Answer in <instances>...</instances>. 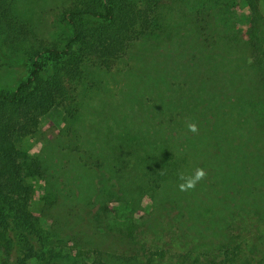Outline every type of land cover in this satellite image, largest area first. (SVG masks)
<instances>
[{
	"label": "rangeland",
	"instance_id": "374dc122",
	"mask_svg": "<svg viewBox=\"0 0 264 264\" xmlns=\"http://www.w3.org/2000/svg\"><path fill=\"white\" fill-rule=\"evenodd\" d=\"M78 1H16L18 13L32 25L33 22L40 24L41 29H35L33 25L34 27L29 29L33 33L31 35L33 40L15 41L13 44L9 41L4 42L5 34L0 30L1 85L14 88L20 80L26 78L29 70V46L32 42H37V45L53 43L59 46L65 43L70 32L61 15L66 9L78 4L80 2ZM252 1L257 18L250 16V11L242 2H236L227 8L225 15L229 17L233 26L231 28L236 31L240 40L235 41L236 43L228 49L233 58H236V53L246 48L245 40H248L249 29L256 32L260 29L264 32V0ZM210 3L211 1L206 3V0H115L113 19L117 20L118 24H115L113 29L126 28L124 27L126 21L136 25L134 31L130 32L132 39L126 54L119 59L110 60L108 76L105 73L93 72L92 62L101 63L102 59L95 60L88 55L80 65L81 75L84 76L81 84L89 85L93 89L84 100V105L88 106L76 113L72 124V134H80L82 138H73L72 135L68 137L62 116L54 111L40 118L34 134L18 142V146L28 156L34 155L39 159L43 170L41 177L28 179L32 185L30 207L38 219L37 224L47 229L54 237V241L51 240L39 248L44 251L49 246H53L55 251L59 248L60 255H68L64 259L61 256L62 263L70 264L71 261L80 262L83 259L89 261L93 254L87 251L88 249H100L121 256L131 254L139 256L148 248L152 250L169 248L168 252L159 255L162 257L156 258L157 263L264 264V171L253 174L252 181L235 192L237 196L231 199V209L229 216L226 217L221 215L219 199L221 194H214L211 197L213 201L204 196L206 185L214 184V178L209 172L205 171L206 177L199 181L194 189L180 191L178 187L184 182L179 178L180 174L186 177L194 175L195 170L204 164L202 157L221 145V141L224 147L227 146L228 151L239 142H244L241 148H247L248 155L244 153L239 155L248 161L256 153L254 146L257 143L264 150V50L257 59L247 52L245 61L239 64L238 70L235 68L236 72L232 66L236 60L224 64L229 67L226 73L221 72L222 68H218L223 65L221 62V65L217 63L214 65L217 67L215 73L208 72V77L214 75L215 79L223 81L227 79L224 78L226 74L235 77L236 81L237 79L240 81V77L247 78L249 83L245 92H241V97L238 90L240 86L237 83V89L234 88L230 96H225L224 93L217 95L220 90L214 87L211 91L205 92L202 87L209 85L210 82L207 80L211 79L204 81L201 74L194 75L202 85L194 91L189 83L187 86L181 82L182 76L171 79L170 73L166 72L165 82L161 81L162 71L172 67L174 61H188V57L184 55L187 52L185 42L194 45L195 51H199L200 54L206 51L202 44L195 45V38L191 32L193 29H206L201 19L206 18L207 12L212 9ZM81 5L80 3L79 7ZM94 6L100 10L99 6L95 4ZM156 13L159 25L151 26L154 23L152 17ZM214 18L218 20V15H214ZM143 21H146L150 28L156 29L152 38L147 40L135 36L139 34L138 31L141 29L139 26ZM97 23H100L97 17L83 14L81 28L93 29ZM103 24L104 27L112 28L110 26L112 24L109 26L107 23ZM200 31L199 34L204 37ZM261 45L264 49V39H261ZM214 56L215 54L211 55ZM195 61L191 58L193 67L197 65ZM41 64V74L47 75L59 74V66L64 65L63 60L52 59L49 55L43 57ZM198 71H202L201 68H198ZM171 72H174L172 68ZM178 89L181 92L178 93ZM192 92L194 94L190 98L178 102L180 100L178 96ZM129 95L144 104L140 109L138 104L135 105L137 107L135 109H138L137 116L144 115L149 110L147 115L152 121L161 118V124L153 126L161 130L160 134L163 137L171 133L176 134L178 127L175 120L181 121L182 129L178 132L187 154L182 156L181 152L175 149L163 154L169 155V160L183 157L187 161L185 166H182V171L173 173L158 188L152 186L151 180L148 179L149 174H143L144 164L140 163L142 161L137 162V157L130 154L132 150L126 147L127 141L121 140L122 136L134 140L124 129V125L127 122H134L136 126L139 122L125 115L130 109V107L125 109L124 104ZM167 99L171 102L163 107ZM159 103L162 104L161 107H158ZM155 110L160 111L162 117ZM189 123L197 125L198 132L194 137L195 133L187 128ZM150 147H141L140 155L145 157L147 153L149 154ZM263 150L258 151V154L264 166ZM83 151L93 157L87 158L86 164L79 158ZM227 157L238 159L237 154ZM91 163H97L100 167L94 166L93 169H89L87 165H92ZM231 163L241 164L240 161ZM101 174L109 182H113L112 185H109V182L104 185L103 190L106 193L109 191L115 193L120 200L118 206L114 207L101 201L109 211L106 213L100 210L95 217L98 206H95L92 194L94 184L98 183ZM150 187L154 188L153 192L146 190ZM172 199L176 201L171 202ZM212 203L220 204L216 207ZM125 204L130 208L120 210L126 206ZM163 208H171L170 213L162 214ZM180 211L185 213L182 222L177 217ZM124 219H129L137 225L132 232L134 237L132 240L117 233L116 226H120ZM7 221L10 226L11 218ZM217 232L220 237L216 238L213 244L209 240L204 244L200 243L205 241L207 236L208 239L212 238L210 235ZM9 234L13 239L11 244L15 245L18 255L39 254L38 245L31 243L33 239L30 235L27 236V240L33 245L34 254H29L28 243L22 234L18 231ZM201 235L206 237L201 239ZM75 251L85 254L76 256ZM176 253L187 255L184 258L169 257Z\"/></svg>",
	"mask_w": 264,
	"mask_h": 264
},
{
	"label": "trees",
	"instance_id": "16d2710c",
	"mask_svg": "<svg viewBox=\"0 0 264 264\" xmlns=\"http://www.w3.org/2000/svg\"><path fill=\"white\" fill-rule=\"evenodd\" d=\"M16 1L17 0H0V30L5 34L3 38L5 43L9 41L13 44L15 41L24 42L27 39L33 40L31 36L33 33L29 29H32L34 26L35 29H41L40 24L33 22V26L29 20L18 13L15 4ZM79 1L74 7L71 6L69 9L62 12L61 18L68 24L70 32L65 43L61 46L53 43L49 45H42L39 43V45H37V42L31 41L32 44L29 46L28 56L29 70L26 78L20 80L14 88L1 85L0 83V264H65V262L62 263L61 256L63 259L68 256L60 255L58 251L60 249L58 248V250L55 251L53 246H49L45 251L39 248L44 247L47 242L54 239L47 229H43L37 224L38 219L35 217L30 207L32 185L28 179L41 177L43 175V170L39 159L34 155L28 156L26 152L18 146V142L20 139L34 134L40 118L54 111L60 113L62 116V120L66 124L68 137L72 135L73 138L81 139L82 136L80 134H72V124L76 113L84 110L88 106L84 105V100L92 93L93 89L90 88L89 85L85 86L81 84L80 81L84 76L81 75L79 69L80 65H82L84 58L88 55H91V58L95 60L102 59L101 63L92 62L94 65L93 72L97 74L105 73L108 76V74H110V60L119 59L126 54L132 39L130 38V32L134 31L136 25V23H129L126 21L124 26L126 28L113 29V26L118 24V21H114L113 19L115 0ZM208 1H211L210 4L212 5V9L207 12L206 18L201 19L202 22L205 23L204 26L206 29H193L191 32V35L195 38V45L196 43L202 44L201 46H204L206 51L200 54L199 51H195L196 48L194 45H191L188 41L185 42V49L187 52L184 55L188 57V61H174L172 67L162 71L161 81L162 83L165 82L164 76H166L167 73H170L171 79H177L179 76H182L181 82L187 86V83H189L194 91L202 87L199 80L194 75L201 74V77H203L201 78L202 80L206 81L207 79H211L207 80L210 82L209 85L202 87L205 92L211 91L214 87L220 90L217 92V95L224 93L225 96H230L233 92L232 90L234 88L237 89L236 85L239 84L240 87L238 90L239 96L241 97V92H245L246 86L249 83L247 78L240 77L241 80L239 81L237 79L236 81L235 77H230L226 74L224 78L226 77L227 79L223 81L215 79L216 77H214V75L211 78L208 77V72L214 71L213 73H215L217 67L214 65L216 63L219 65L223 63V65L218 68H222L221 72L226 73L229 71V67L226 65L229 62L233 63L235 60L232 66L233 70L236 72V70L239 69V64L245 61L247 52L257 59L262 55V50H264L261 45V39H264V32L260 31V29L257 30V32L254 29H249L247 31L248 40H245L246 48L239 53H236V50V58H233L230 56L231 52H229L228 49H230L234 43L240 42V40L237 37L236 31L231 28L233 26L229 21V17L225 15L227 8L228 6L236 4V2H242L250 11V16L257 18L253 9V1L206 0V3ZM80 3L82 5L79 7ZM94 4L99 6L100 10H97ZM212 10L216 12L213 13ZM83 14H88L90 17H97L100 23L95 24L93 29H82L81 23ZM214 15H218V20H215ZM158 21V14L156 13L152 17V22L154 23H152L151 26H158ZM103 23H107L108 26L112 24L110 25L112 28L109 29L110 27H104ZM139 27L141 28L138 31L139 34L135 36L142 40L152 38L156 30L150 28V25L147 24L146 21H143ZM199 31L204 34V37L199 34ZM214 54L215 56L211 57V55ZM46 55H49L52 59L58 58L63 60L64 65L61 67V63L59 66V74H41V61ZM191 58L196 60V67L191 65ZM171 68L174 72H171ZM198 68H201L202 71H198ZM189 89L188 87V93ZM177 92L179 93L181 91L178 89ZM193 94L194 92L188 95L184 94V96H178L180 99L178 102L190 98ZM174 98L177 101L175 96ZM135 99L137 98H132V96L129 95L128 99L124 102L125 109L130 107L125 115L139 121L137 122L138 124L136 123V126L134 122H127L124 125V129L133 136L134 140H129L126 136H122L121 140L127 141L125 142L126 147L132 150L130 154L137 157V162L142 161L140 163L144 164L143 168L145 171L143 174H149L148 179L151 180L152 186L158 188L173 173L179 170L182 171V166H185L187 161V159H183V157L182 159L175 158L169 160L170 156L163 154L170 149L178 150L181 152L182 156L187 154V150L181 142L182 137L179 136L178 132L182 129L181 121L179 119L175 120V124L178 127L176 134L171 133L163 137L160 134L161 130L153 126V124L160 125L161 118L157 121H152L147 115L150 112L149 110L144 115L137 116L136 110L138 109H135L137 108L135 105L138 104L140 109L144 104L139 99ZM196 99L197 98H195V100ZM228 100H230V97H228ZM169 102H171V100L169 101L167 99V102L163 103V107L168 105ZM223 103L220 104L222 105ZM161 106L162 104L159 103L158 107ZM155 112L158 111L155 110ZM158 115L162 117L160 111ZM194 136H196V133L193 137ZM223 144L224 143L221 141V145ZM221 145L219 144L213 151L207 152L202 157V162L204 164L201 165L200 168L209 172L214 178V184L206 185V194H204V196L208 199L213 197L216 193L219 195L221 194V198H219L221 204H212L216 207L220 204V209L222 210L221 215L226 217L229 216V210L231 209V199L234 198L235 195L237 196L235 192L242 189L243 185L251 182V176L253 174L264 171V166L258 154V151L263 149L260 147V144L257 143L256 146H254V151L256 153L249 161L245 158V161V159L239 155V153L248 155L247 148H241L244 146V142H239L230 151H228L227 146L224 147V145ZM146 146L151 147L148 151L149 154L147 153L145 157H143V155H140L139 151L141 147L144 148ZM77 152L79 153V151ZM234 154L238 155V159L227 157ZM213 155H216V157ZM82 156H84L83 159ZM79 158L84 164H86L87 158L93 159V157L85 151H83V154L82 152L80 153ZM231 161H240L241 164L233 165ZM91 164L92 165H87L89 169H93L94 166H99L97 163ZM134 176H136V173ZM141 177H143V175ZM108 182L109 181L105 179L104 175L101 174L99 176V184H94L92 195L95 206H98L95 211V217H97V213H100V210L106 213L109 211V208L101 201H105L110 207L118 206L119 204L120 199L118 196H115V193L111 191L106 193L103 190L104 185ZM112 184L113 182L110 181L109 185ZM146 190H148V192H153L154 188L150 187V189ZM211 200L213 201V198H211ZM175 201L176 200L172 199L171 202ZM125 205L126 206L121 207L120 210L130 208L128 204ZM170 209L163 208L161 213L166 215L170 213ZM35 211L38 212L37 210ZM39 212L41 213V209ZM184 214L185 213L181 211L178 213L177 217L179 221L182 222ZM174 215H176V213ZM8 218H11L10 226L7 221ZM136 227L137 225L133 224L129 219H124L123 222L121 221L120 226H116L118 234L126 235L131 240L134 238L132 232ZM14 231H18V233L22 234L27 243V236L30 235L33 239L31 243L38 245V250H40L39 254L34 256L18 255L15 245L13 243L11 244L13 239L9 234V232L13 233ZM210 236H212V238L208 239L207 236L206 240L200 241V243L204 244L209 240L213 244L215 239L220 237L218 232ZM205 237L206 236H202L201 239ZM31 243H28L27 250L29 254H34L35 250ZM169 250V248L160 250L148 248L145 252L140 254L141 256H137L138 254L121 256L107 251H101L100 249H88L87 251L93 254L92 259L89 261L83 259L80 262L71 261L70 264H159L156 258L162 257L159 255ZM84 254L85 253L81 251H75L76 256H83ZM186 255L187 253H176L169 255V257L175 256L184 258Z\"/></svg>",
	"mask_w": 264,
	"mask_h": 264
},
{
	"label": "clouds",
	"instance_id": "9594fccd",
	"mask_svg": "<svg viewBox=\"0 0 264 264\" xmlns=\"http://www.w3.org/2000/svg\"><path fill=\"white\" fill-rule=\"evenodd\" d=\"M187 128L192 133H197L198 128L195 123H189L187 124ZM207 173L203 168H197L195 170V174L192 176L186 177L184 174H180L179 178L184 181L183 183L179 184V190L180 191H188L191 189H194L196 187V184L204 179L206 177Z\"/></svg>",
	"mask_w": 264,
	"mask_h": 264
}]
</instances>
